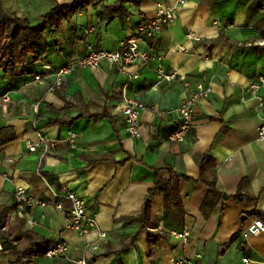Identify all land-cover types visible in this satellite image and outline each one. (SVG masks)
<instances>
[{"label": "crops", "instance_id": "1", "mask_svg": "<svg viewBox=\"0 0 264 264\" xmlns=\"http://www.w3.org/2000/svg\"><path fill=\"white\" fill-rule=\"evenodd\" d=\"M73 1L1 4L37 24L55 4ZM115 1L87 8L56 33L48 62L56 67L75 62L86 55L88 46L116 51L122 40L137 33L142 16L153 18L156 5L169 0H134L123 10L112 8ZM259 3L187 0L171 26L142 44L156 57L151 67L120 71L103 63L95 71L84 69L71 76L66 87L53 93V77H0V96L8 93L12 99L8 115L2 113L0 102V129L12 128L16 134L15 141L0 146L4 228L27 230L14 204L16 186L29 188L45 201H53L56 193L74 192L86 200L89 215L96 219V228L82 237L64 230L63 213L50 209L42 219V211L34 209L39 225L32 232L52 246L61 238L70 247L68 258H36L35 264H76L83 256L89 264H244L245 259L248 264H264V232L249 240L241 237L245 226L258 217L253 211L264 216V141L259 140L264 89L256 96L246 91L252 80L264 77V7ZM159 66L184 75L193 87L205 82L212 88L197 104L193 130L182 144L168 141L176 122L169 112L182 105L189 91L178 80L157 88ZM123 94L146 107L138 139L125 130ZM72 134L75 149L69 142ZM39 135L47 140L44 157L43 148L36 153L27 149V141L38 143ZM203 156L215 161L216 188L222 196L206 211L208 188L200 182ZM166 168L189 178L179 184L183 224L172 216L165 219L163 195H150L157 178L174 176ZM238 194L256 201L236 202L233 197ZM146 213L147 228L138 220ZM185 228L190 230L186 241L168 235ZM149 232L163 237L151 246ZM89 246L93 250L86 251ZM0 264H13V256L0 252Z\"/></svg>", "mask_w": 264, "mask_h": 264}, {"label": "built area", "instance_id": "2", "mask_svg": "<svg viewBox=\"0 0 264 264\" xmlns=\"http://www.w3.org/2000/svg\"><path fill=\"white\" fill-rule=\"evenodd\" d=\"M187 0H169L160 2L156 5L155 16L147 18L142 16V22L137 33L129 38L122 40L116 51H107L95 49L88 46L86 55L79 60L69 63L60 68L54 69L50 65L44 66L45 77H53L54 81L49 87L50 92H57L67 86L69 79L73 75L79 74L84 69L97 70L101 64L106 63L116 67L120 71L126 70L128 67L138 66L140 68L151 67L155 56L145 49H142V44L160 34L165 28L171 26L177 19L179 10L186 4ZM91 32V31H90ZM189 39H193V35H188ZM155 86L159 88L164 83L180 81L184 88L189 91L186 99L181 106L169 112L176 116V122L168 136V141L172 144L184 143L194 126V116L196 107L199 101L203 98H208L212 93V88L205 82H200L194 87L187 81L186 77L177 72H167L162 66L156 69ZM43 76L36 75L35 81H41ZM264 89V77L259 76L252 80L246 88L247 93L256 96ZM123 106L121 108L122 120L125 125V130L132 139L141 137V113L146 110L145 105L132 97L123 94ZM1 110L4 115L9 114V105L12 103L10 95L4 94L0 97ZM262 126L259 129V140L264 141V101L261 100ZM35 113H38V105ZM46 138L39 135V142L33 143L27 141V149L30 153H36L39 148H43V157L48 151L46 148ZM69 142L73 149L76 148V135L72 134ZM55 146V144H53ZM42 157V158H43ZM6 180L8 178L5 177ZM13 199L16 210L25 220V228L29 231L34 230L39 225L37 220L32 215L34 209L42 211L41 218H46L48 210L52 209L56 212L63 213L65 216L64 230L75 231L82 237L88 236L93 229L96 228V219L88 213L87 202L84 198L74 192H66L64 194H54L53 201H45L34 197L29 188L16 186L13 192ZM68 204V207L66 206ZM264 232V223L260 218H255L241 232V237L249 240ZM171 237L186 241L190 236V230L185 228L181 232H168ZM105 238V234L100 235ZM4 241L0 238V252L3 249ZM90 247V248H89ZM87 247L86 251L93 250V247ZM70 247L64 239H59L46 254L45 257H65L68 258ZM76 264H89L86 258L76 261ZM170 264H181L172 261ZM244 264H248V260H244Z\"/></svg>", "mask_w": 264, "mask_h": 264}, {"label": "trees", "instance_id": "3", "mask_svg": "<svg viewBox=\"0 0 264 264\" xmlns=\"http://www.w3.org/2000/svg\"><path fill=\"white\" fill-rule=\"evenodd\" d=\"M104 0H74L68 4H55L52 10L40 16V22L32 24L28 20L19 18L3 7L0 0V77H10L11 80L25 78L34 80L36 75H45L44 66L56 67L47 60L49 50L53 44L51 38L56 33L61 32L75 16L91 6L102 4ZM260 1V7H264V0ZM134 0H116L113 6L123 10V5L132 3ZM110 7L107 6L106 9ZM7 94V93H5ZM4 95V94H3ZM2 95V96H3ZM0 96V97H2ZM51 124V123H50ZM16 140V134L12 128L0 129V146ZM200 182L208 188V194L203 205V210L212 209L221 194L217 191V172L215 161L209 156L201 158ZM174 176L169 179H156L154 187L150 191L152 197L156 195L164 196L165 219L172 216L176 222L183 224L185 221V211L179 191V184L182 179L188 177L176 175L170 168H166ZM225 199L229 197L225 196ZM236 202L253 203L255 198L238 194L233 197ZM5 212L0 210V238L4 241L2 253L13 256V264H35L36 258H44L51 250L50 241H44L36 236L32 231L23 229H5ZM264 223V216L253 211ZM144 227H148V214H144L138 219ZM21 222V221H20ZM168 222V220H165ZM163 234L153 232L148 233L150 245L157 243ZM238 236L232 238L234 241Z\"/></svg>", "mask_w": 264, "mask_h": 264}, {"label": "water", "instance_id": "4", "mask_svg": "<svg viewBox=\"0 0 264 264\" xmlns=\"http://www.w3.org/2000/svg\"><path fill=\"white\" fill-rule=\"evenodd\" d=\"M149 202H150V200H147V202H146V205H148V204H149Z\"/></svg>", "mask_w": 264, "mask_h": 264}]
</instances>
